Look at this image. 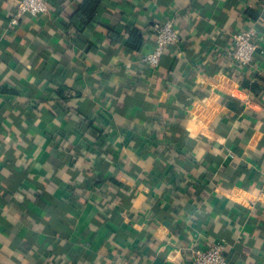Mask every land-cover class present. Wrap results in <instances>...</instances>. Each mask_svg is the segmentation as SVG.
<instances>
[{"label":"crops","instance_id":"obj_1","mask_svg":"<svg viewBox=\"0 0 264 264\" xmlns=\"http://www.w3.org/2000/svg\"><path fill=\"white\" fill-rule=\"evenodd\" d=\"M81 1L50 0L12 26L18 0H0V264H191L217 242L229 264H264V0H101L89 26ZM163 21L178 41L148 71L139 57ZM132 29L140 56L123 45ZM248 29L257 52L244 67L228 53ZM59 86L71 111L54 117L41 98Z\"/></svg>","mask_w":264,"mask_h":264},{"label":"trees","instance_id":"obj_2","mask_svg":"<svg viewBox=\"0 0 264 264\" xmlns=\"http://www.w3.org/2000/svg\"><path fill=\"white\" fill-rule=\"evenodd\" d=\"M46 4H47L48 10H49L50 0H47ZM100 9H101V0H82L76 9L75 15L81 19L82 24L84 26H89L90 24L94 23V20L97 17V14H98ZM155 23H160V22H155ZM106 31L108 32V34H111L113 32L109 28H107ZM152 33L154 35V42H153V45H154L155 34L153 31H152ZM124 34L125 35L123 37V45L126 48L127 52L131 53L134 56H140L139 54H140V52L144 46V43H145V38H144L145 35L136 29L126 30L124 32ZM170 46H172V45H168L164 48L163 53H162L161 58H160V61H159V64L156 68H158L160 65H162L164 59L166 58V56L168 54V49L170 48ZM139 60L141 62L140 67H142L148 71H152L146 64H144L142 62V57H139ZM231 70H234V69H231ZM256 79H254L255 81L251 82L249 79H245L244 76H242L239 79V85L242 89L247 90L248 92H255L258 89ZM2 92L7 93V91L5 89H3ZM70 92L71 91H69L66 86H59L54 91V93H55L54 99L49 98V97H42L41 102H47V101L49 102L50 101L51 102L50 107H51V110L54 114V117H59L61 115L66 114L68 111H71V107H70V104L68 102H69V100L72 99L73 95H71ZM10 93L15 94V92H13L12 90L10 91ZM180 101L184 102L182 99H180ZM181 102H179V103H181ZM183 104H185L186 108L188 107V103H183ZM227 106L231 107V108L232 107L237 108L236 105H231L229 103L227 104ZM76 117L78 120L77 126H78L79 130H81V132L82 131L85 132L83 134L82 138H84V140H87L86 134L90 135L94 139V145L99 150L98 155L100 157L103 155H105L107 157V155L112 152V148H111V146H107V145L104 146L105 136L103 135V132L99 128H97L90 120H88L87 117L81 116L78 113H76ZM177 129L181 130L179 128H177ZM171 130L172 129H170V127L167 128V134L169 133V138L173 139V140L176 139V142L179 145H181L180 142L184 141V137L186 136V133L182 132V131H178L179 134H182L181 138L178 139V138H175L173 134L171 135ZM150 142L151 143L155 142V138L153 141L150 140ZM73 151L76 153L78 151V148L74 147ZM98 162H102V158ZM111 180L113 181L114 184L120 186V184L117 183L116 180H114V179H111ZM94 185L100 186L101 182L99 180H95ZM79 200L80 199L77 197L76 188L72 187L69 191L68 201L71 202V204L80 205L81 201L79 202ZM72 209H73V207H72ZM224 257L226 259L227 264H229V259L227 258V256H225V254H224Z\"/></svg>","mask_w":264,"mask_h":264},{"label":"built area","instance_id":"obj_3","mask_svg":"<svg viewBox=\"0 0 264 264\" xmlns=\"http://www.w3.org/2000/svg\"><path fill=\"white\" fill-rule=\"evenodd\" d=\"M47 0H18L15 10L9 20V25H17L24 17L36 18L48 13ZM155 34V43L151 51L142 57V62L154 70L160 61L163 50L168 45L178 41V33L171 21L155 23L152 26ZM256 32L253 29L239 31L232 35L233 48L229 57L240 66H248L257 52ZM228 157L232 155L227 154ZM191 264H227L224 257V245L221 242L201 249L191 250Z\"/></svg>","mask_w":264,"mask_h":264}]
</instances>
